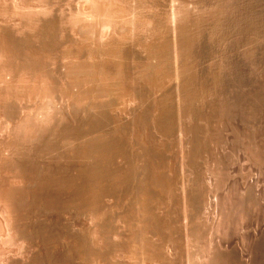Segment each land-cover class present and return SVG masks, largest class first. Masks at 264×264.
Returning <instances> with one entry per match:
<instances>
[{
	"label": "rangeland",
	"instance_id": "rangeland-1",
	"mask_svg": "<svg viewBox=\"0 0 264 264\" xmlns=\"http://www.w3.org/2000/svg\"><path fill=\"white\" fill-rule=\"evenodd\" d=\"M56 1L67 7L74 6L75 3L82 0ZM184 1L190 11V15L192 13L191 16L193 20H196H194L195 22L193 23V20L190 18L191 22L188 20L189 23H186L187 25L185 26L189 28L188 34H191L192 37L196 36L195 38L193 37V40L196 39L194 41L196 44H192L194 45V47L192 46L194 49L192 48V57H190V59L188 58V61L190 62L188 63L190 64V67L193 66L191 70L193 69L192 75L194 74L193 78L195 80L192 79L194 82L191 81L193 84L191 83L192 86L190 84L189 89L191 87L192 89L189 91H194V95H192L193 92L190 93L197 98L195 99L194 97L193 99L195 100L192 101L194 102L192 103L193 111V109L188 106L189 104L191 105V103H185L184 105L182 100L178 101L179 99L177 100V97L180 98L177 96L178 92H176L174 88L171 89V92L173 93L172 104H174L172 106L174 108L177 105L175 107L176 109L174 108L175 110H173L176 113L172 112V117L176 116V119H173L174 117L172 119L174 121L173 123L177 126L182 125V127L185 128L186 126L191 127L192 125V130L194 127L197 129L194 128L195 133H190L189 130L193 132L190 127L185 128V130L188 131L185 134V139L187 140L184 139L183 141L185 142V145L183 142L179 141V138L177 137L178 135H176L177 128L173 133L175 137L173 134H169V136L166 134L164 136V134L157 130V127L150 122L151 118L148 121L150 123L149 127L151 135H153L152 137L154 139H152L150 148L153 149V147L158 148V146H162L158 149L154 148L153 152L150 150L152 152L151 157L153 158H151V162L154 161V159L155 161L157 160L156 162L154 161V163L152 162L155 167H158L156 166L158 164H162L163 167L159 166L161 172L164 168L163 171L165 170L166 174L164 172L163 174H165L166 177L168 175L169 178L173 176L172 178L175 182L173 189L170 191H163V189L152 190L153 196L150 197L152 201L150 200L148 205L151 212H153V217L156 216L155 220L157 222L159 221L157 224L159 230L157 229V232H155L156 230L151 229V231L148 227H145L149 225V222L143 220L144 218H141L142 208L140 204L134 200L138 196L136 185L142 180L143 176L140 175L141 173L139 172L135 175L133 174L130 177L127 186L119 187L117 184H114V181L109 176L108 172L110 170L113 172L116 169H123L124 162L119 157L120 160L115 158L116 156L113 151L112 154V152L105 151V149L103 151L104 154L99 156L100 159L98 165L100 171H105L106 173H102L100 183L98 182L99 185L97 187H100L99 189L105 188L102 192H104V195H108V198L106 199V196L103 197V204L100 205L101 209L99 208V212L101 213H99L98 219L95 217L91 218L94 215H90L86 210H84L85 214L83 212L81 214L77 196H79V193L81 192L80 194L82 195L83 193V197L88 194L86 198L89 199L92 196L90 190L92 185L91 182H89L90 177L88 173L84 172L82 174L81 171H78L79 165L82 164H80L81 161L84 164L89 162V165L90 163L93 164V161L88 158H86L87 160L83 158L79 159V157H81L80 154L83 153L81 150L83 140L77 138L74 129L81 127V125L86 126L85 123L88 122V118L86 119V115L81 109L73 108L72 104L57 106L58 113L56 112L55 115H58L52 120L54 121L52 123L55 128V130H51V132H53L52 134H44V136H42L43 138L40 137V141L39 138H34L31 141H16L13 140V138L8 137L3 140L5 143L0 145V159L3 161L7 160L6 162H3L4 164L2 162L0 163V194H2L4 188L8 189L11 185L9 189H13L16 192L13 191L15 194L12 193V200L17 205H15V209L17 210L16 213L18 212L22 218L21 221L23 220L26 223L25 224L22 221L26 227L29 225L32 226V228L29 226L28 234L31 232L33 235L31 237L33 246L28 247L24 244L26 242L21 239V236L19 237L18 233L12 228L14 220V217H12L13 215L10 213L5 216L0 212V264H157L158 261L156 262L154 260V262L150 260L151 263H149V258L145 255L146 252L141 251V249L138 248L137 245H139V241L138 244L136 242L138 239L136 237L137 233H139L137 235L138 237L142 235L147 241L150 240L149 242H153V245H163V252H166L164 254L169 262L166 261V264H170L171 262L172 264H212L213 262V264H264V165L261 166L257 163L254 155H250L249 153L253 150L251 147L255 146L258 148L255 149V151H261V155L264 157V0H206V3L212 2L214 3L213 5L218 1H222L225 8L227 7L226 9L224 8L221 10V12L218 13L219 16L217 15L213 21V18H207L204 13L205 10L200 8L206 4L205 0ZM203 2L205 4H203ZM176 4H178V0H147L145 5H148V8L145 7V9H148V12L158 10L164 12ZM157 5L159 8H156ZM219 18L220 21L218 20ZM199 19L204 20H202V23H198L200 21ZM209 19L210 21H208ZM214 22L219 24L218 26L216 23L218 26L217 30L215 27L216 25L214 26L215 30L213 29ZM194 27H196L197 30ZM63 28L64 27H61V33L60 31L58 33L60 38L61 34L67 35L70 33L67 31L68 27ZM187 28L186 30H188ZM108 33L106 37L103 38V41L107 40L106 38L108 36H111ZM169 33V38H172L171 40L168 37L167 38L172 43V40H178L175 33L172 31ZM14 35L17 37L21 36L19 33H14ZM197 35L200 40L197 38ZM53 52L46 61V65L49 66V68H52L55 64L54 62L56 60L58 61L60 58L59 49H56ZM104 57L105 59H110L109 57ZM129 58H127V62L128 65L131 66L133 60ZM111 60L115 61V59ZM169 85H172V82H170ZM0 86V88H2L1 83ZM57 94L58 93H55V95ZM113 96L114 95L112 94L111 99ZM173 99L175 102H173ZM15 102L20 103L19 100H16ZM186 104H188L187 108L190 107V109H192L190 112L193 115L189 112L190 109L184 111L186 109ZM188 112L191 114L189 117ZM152 114L153 113H151V115ZM110 116L108 121H111ZM122 116H125L126 118ZM122 116L120 119L123 124H126L127 135H113L112 130H114V124L113 122L107 121L106 125L104 123L100 125L102 128L100 126L98 127L100 131L98 129L93 131V136L98 133H111L112 135L110 134L111 138H109V144H111L110 142L115 141L113 143H116L114 145L116 147L119 142L123 141L127 151H129L128 153H131L136 158L139 153L137 152L139 151V145H136L134 139L135 136L133 135L135 133V127L131 122L130 115L128 116L124 114ZM1 121H4V116L0 114V124H2ZM175 122H178L179 125ZM180 123L182 124L180 125ZM38 124H41L42 126L45 125H43L42 122H39ZM63 127L69 129L74 134L70 136L67 135L68 137L65 136L66 134L62 132ZM14 129L15 126L8 128V134H11V131L13 132ZM97 130L98 132H96ZM91 135L92 134L88 135L87 138L90 139ZM113 136L114 138H112ZM129 136H131V138ZM127 141L130 143L128 144ZM153 142H155V144H153ZM103 145L105 146L104 142ZM181 145L183 147H181ZM72 149L73 151H71ZM75 149L78 150L77 153L74 152ZM105 152L107 153L105 154ZM179 157L181 159L183 157V160ZM139 158L140 157H137V161H134L137 165L141 164ZM178 159H180V161ZM151 162L150 165L152 164ZM184 163L188 165L186 166ZM88 164H86L85 167ZM185 167H187L185 169L186 171L184 170ZM106 174L107 176H105ZM71 178L74 179L72 180ZM85 179L87 180L85 181ZM182 181H184L185 185L181 184L183 183ZM88 182L90 183L89 185ZM195 187L200 189L198 190V197L201 201H199V204L201 205L198 206L201 207H199L198 210H195L193 206H190L193 205L190 196ZM180 188L183 192H181ZM161 190L165 193H162ZM116 193L118 194L117 196ZM128 194L130 195L128 196ZM132 194H135L136 197L134 195L133 198ZM1 201L0 205L4 202ZM108 201L110 202L108 203ZM191 208L193 211H191ZM193 213L195 215L198 213V215L195 216ZM185 214H187V217L189 216L188 221H190V223L188 222V224L191 225L194 230H197L194 231V234L192 233L193 235L191 234L192 236L189 237L190 239L188 238L189 240H187L183 234L184 226L187 223V220H183ZM131 216L134 217L132 218ZM144 222L147 224L143 227V224H145ZM8 225L9 227L7 228L10 229L11 227V231L7 230L6 226ZM144 228H148L149 230H145ZM43 230L44 234L47 236L43 234ZM94 230H96V233ZM24 231L27 233L26 230ZM45 231H49L50 233H46ZM56 231H58V233ZM90 231H93L91 232L92 234ZM79 233L84 235L86 242L88 241V249L86 253L88 256L81 254L83 256L81 257L78 253L79 251L76 250L75 245H73L75 241L78 240V237H75V235L79 236ZM131 233H133L132 236ZM134 233H136L135 237L133 236ZM42 235H44V237ZM50 235H53V238H50ZM131 237L134 238L131 239ZM44 238H48V241L46 240L47 243L42 240ZM191 238H193L194 241ZM168 239H170L169 243L171 242L173 249H169L166 245ZM106 241L108 242L106 243ZM135 243L137 244L136 247ZM95 251L97 252L96 254ZM141 256L144 258L142 257L141 259ZM204 256L209 257L208 263H206L207 258H202ZM211 259L212 261H210Z\"/></svg>",
	"mask_w": 264,
	"mask_h": 264
},
{
	"label": "bare ground",
	"instance_id": "bare-ground-1",
	"mask_svg": "<svg viewBox=\"0 0 264 264\" xmlns=\"http://www.w3.org/2000/svg\"><path fill=\"white\" fill-rule=\"evenodd\" d=\"M146 1L147 0H82V1H78L77 3H75L74 6H67L66 7L64 5H61L56 0H0V83L2 84V88H0V114L2 116H4V121L3 122L1 121L2 124H0V145L4 144L5 142H3V140L8 138V137L13 138V140H16V141L17 140L18 141L19 140H24V141L30 140L31 141L34 138H39V141H40V139H41L40 137L44 136V134L45 135L47 133L52 134L53 132H51V130H53V129L55 130L53 123H52L54 121H52V120H54V118L58 115V114L55 115L56 112L58 111L57 106L72 104L73 108L75 107V108L81 109L83 111V113H85L86 119L88 118V122L85 123L86 126L81 125V127L74 129V132L76 133L77 138H80L83 140L82 147H81V150L83 153L80 154L81 157H79V159L83 158V159L87 160L86 158H88V159H92V161H93L92 162L93 164L90 163V165L88 164L89 162L86 163V164H88L86 167H85L86 164H84L82 161L80 162V164L81 163L82 164L79 165L78 171H81L82 174L84 172L88 173V175L90 177L89 182H91V185H92L91 189H90L91 193H92V194L91 193L90 194L92 196L90 195L91 197L89 196L90 197V198L88 197L89 199L86 198L88 196V194H87V196L83 197V193H82V195L80 194L81 192L79 193V196H77L78 197L77 199L79 200V204H80V205L79 204L78 205H79V209H80L81 214H82V212L85 214L84 210H86L87 213L89 212L90 215H94L93 217L90 216L91 218L95 217L96 219H98V215H99V213H101V212H99V208H100V205L103 204V202H102V200L104 199L103 197L106 196L105 198L106 199L108 198L107 197L108 195H104L103 194L104 192H102V190H104L105 188L99 189L100 187L99 188L97 187L100 183L102 173L105 172V171L101 172L99 169L100 167L98 165V161L100 159L99 156L104 154L103 151L105 149V151L106 150L110 151V152L113 151L115 153V156H116L115 158L119 157L124 162V168L123 169H116L113 172L110 170L111 172L110 171L108 172L109 176L113 179L114 184H117V186H119V187L127 186L129 179L133 174L135 175L136 173L139 172V173H141L140 175L143 176L142 180L136 185V190H137L138 196L136 197V195L134 194L136 197L134 200H135V202L139 203L141 208H142V210H141L142 217L141 218L142 219L144 218L143 220H147L149 222L148 223L149 225H147V226H145L147 223L144 222L145 224H143V227L144 226L148 227L150 230L151 229L156 230L155 232H157V229L159 228V226H157V224L159 221L157 222L155 220L156 216L153 217V215H152L153 212H151L150 207L148 205L150 203L149 201L151 200L150 197L153 196L152 190L153 189H157V190L163 189V191H165V190L170 191L171 189H173L175 182L172 178L173 176L169 178L167 175V177H166V175H165L166 172H165V170L163 171L164 168L162 169V172H161L159 166H162V164L159 165L158 163H156V164H158V165H156L158 167H155L153 164L155 159H154V161H152L153 163L151 162V160L153 159L151 157V155H152L153 149L155 147H153V149L150 148L151 143H152V139H153V137H152L153 135H151V131H150V127H149L150 123L148 121L151 118L150 122H152L157 127V130L161 131L164 134V136L166 134L168 136H169V134H173L177 128L176 135H178L177 137L179 138V141L180 142L184 141L185 134H186V132H188L185 130V128H189L190 126L188 125L189 127L186 126L185 128H183L181 125L182 123H180L181 126H177L176 124L173 123L174 122L173 119H176L175 118L176 116H173L174 117L173 118L172 112L176 113L173 110L176 109L175 107L177 105L174 107L175 109L172 106L174 104H172L173 93L171 92V89L174 88L175 91L178 92L177 96L180 97V98L177 97V100L179 99L178 101L182 100L184 105H185V103H191V105L186 104V107H185L186 109L184 111H186L187 109H190V107L192 108V103H194L192 101L195 100L197 97L192 96V95H194V91H192L193 92L192 95H191L192 92L189 91L190 89H192V87L189 89L190 84L191 83L193 84V82L195 80L193 78L194 74L192 75L193 69L191 70V68L193 66L191 65L192 67H190V64H189L190 62L188 61V58L190 59V57H192L191 51H192V48L194 47V45H192V44L194 43V41L196 39L193 40L194 36L192 37L191 34H188L189 28H187L185 26V25H187L186 23H189L188 20H190V18L193 20V18L191 16L192 13L190 15V11L188 10V7H187L184 0H178V4L171 6L167 11L165 10L164 12H162L160 10L154 11V12H148V9H145V7L148 8V5H145ZM222 1H220V2L218 1L217 2L218 4L215 3V5H213L214 3H212V2L206 3L207 1L205 0L206 4L203 2V4H205V5L202 4L203 7L200 5L201 6L200 8H202V10L204 9L205 10L204 13L206 14V17L207 18H213L212 19V21H213L214 18L217 17L218 13L221 12V10H223L225 8L224 4H222ZM227 3H228V1H227ZM156 8H159L158 5ZM152 10H153V8H152ZM154 10H155V6H154ZM163 10H164V8H163ZM179 16H182V17H179ZM198 18H200V17H198ZM207 18H206V20H207ZM196 19H197V17H196ZM204 19H199L200 21L199 22L197 21V22L202 23V20H204ZM194 20L192 21L193 23L196 21V20L195 21ZM218 20L220 21V18ZM208 21H210V19ZM190 22H191V20H190ZM216 23L214 25L213 24L212 25H213V29L216 27V30H217V27L219 26V24H218L219 22L217 23L218 26L216 25ZM203 24H204V21H203ZM245 25H247V24H245ZM61 27H64V28L68 27L69 30L67 29V31H69L70 33L67 35L61 34V38H60L58 33L61 30ZM185 27L188 30H186ZM194 28L197 30L196 27H194ZM13 30H15V31H13ZM201 30H202V28H201ZM171 31L177 35L176 38L178 37V40L175 38H174L175 40H172L173 43L170 41L172 37L169 38L170 36L168 35V34H170L169 32H171ZM198 31H199V29H198ZM249 31H250V29H249ZM14 33H19L21 36L17 37L16 35H14ZM60 33H61V31H60ZM64 33L66 34L65 31H64ZM107 33L111 36L110 37L108 36L106 38L107 40L103 41L104 40L103 38L106 37ZM255 36H253V37H255ZM197 38H199V36ZM199 40H200V38H199ZM194 44H196V43H194ZM56 49L57 50L59 49V51H60V55H59L60 60L59 59H58V61L56 60L54 62L55 63L54 66L52 68H49V66L46 65V61H47L48 57L50 56V54H52V52L55 51ZM104 56H106V58L109 57L110 59H105ZM129 57H131V58H129ZM127 58L133 60L131 63V66L128 65ZM111 59H115V61H113ZM191 81H193V82H191ZM170 82H172V85H169ZM192 84H191V86H192ZM168 86H170V87H168ZM55 93H58V94L55 95ZM112 94L114 96L111 99ZM196 96H198V95H196ZM194 97H195V99H193ZM175 98H176V95H175ZM16 100H19L20 103L15 102ZM173 102H175V100ZM15 103H17L19 105L15 104ZM187 105L190 107L187 108L188 107ZM192 109H190L189 112L192 111ZM221 109H223V108H221ZM193 111H194V109H193ZM189 112H188V114H189ZM151 113H153V114L151 115ZM110 114H111V116H110ZM124 114L128 115V116L130 115L129 117H131V122H132L133 126L135 127V129H134L135 133L134 134L132 133V134L135 136L134 139H135L136 145L137 146L139 145V151H137L139 153H138V155L137 154L136 155H137V157H140L139 158L140 159L139 161H141V164L139 163L140 165H137L136 163H134V161L135 162L137 161L136 160L137 157L135 158V156H133L131 153L130 154L128 153L129 151H127L126 146L123 143V141L119 142L116 145V147L114 146L116 143L115 144L113 143L115 141H112V142H110L111 144H109V138H111L110 136L112 135L111 133H110L111 134L110 135L108 133H101L102 132L101 131L100 132L101 134L98 133L97 135L93 136V134H94L93 131H95L96 129L99 130L98 127L100 125H102L103 123L106 125V122L109 120L108 119L109 116H110L111 121H108V122H113V124H114L113 125L114 130H112L113 135H115V134H116V136H117V134L122 135V136L127 135L126 134V130H127L126 124H123L121 122V119H120V117ZM191 114H189L188 117ZM122 117H125V116H122ZM39 122H42V124L43 125L45 124V125L42 126L41 124H38ZM180 122H181V120H180ZM175 123H178V122H175ZM12 124H13V126H15V129L13 130V132L11 131V134L10 133L8 134V132H9L8 128L13 127ZM9 125H11V126H9ZM178 125H179V123H178ZM100 127L102 128V126H100ZM191 127H192V125H191ZM191 127H190V129H191ZM194 128H193V130L191 129L193 132H191L188 129L189 132L195 133ZM195 129H197V128H195ZM68 130L69 129H67V128H64V127L62 128V132H64L66 134L65 136H67V135L70 136V135L74 134L72 131H70V130L68 131ZM98 130L96 132H98ZM90 134H92V135H91L90 139H88L87 136ZM163 134H162V136H163ZM108 135H109V137H108ZM173 136H174V134H173ZM129 137L131 138V136H129ZM112 138H114V136ZM185 140H187V139H185ZM200 141H202V140H200ZM78 142H79V140H78ZM103 142H104L105 146L103 145ZM129 143L130 142H128V144ZM183 143L185 144V142H183ZM153 144H155V142H153ZM160 144H162V143H160ZM159 147L161 148L162 146H158V148ZM181 147H183V146L181 145ZM249 147H251V146H249ZM72 148H73V146H72ZM158 148H155V149H158ZM203 148H205V147H203ZM251 148H253V150L251 149L252 151L249 152L250 155H254L255 160L261 166L264 165V157L261 155V151H259V150H258V152L255 151V149H258L255 146L251 147ZM150 150H152V152ZM178 150H179V148H178ZM71 151H73V149ZM77 151L78 150L75 149L74 152L77 153ZM248 151H249V149H248ZM113 152H112V154H113ZM194 152H195V150H194ZM259 152H260V154H259ZM106 153L107 152H105V154ZM158 153H156V154H158ZM102 157H104V156H102ZM159 158H160V156H159ZM180 159H178V160L180 161ZM181 160H183V157ZM6 161H3L2 159H0V163L6 162ZM106 162H107V160H106ZM150 162L153 164V165L151 164L152 167L150 165ZM182 162H185V161H182ZM100 164H101V162H100ZM186 168L187 167H185L184 170ZM163 172L165 174H163ZM182 173H183V170H182ZM107 174L105 176H107ZM66 179H68V178H66ZM57 180H59V179H57ZM81 180H83V179H81ZM86 180L87 179H85V181ZM198 180H199V178H198ZM89 182H88V185L90 184ZM182 182L183 183H181V184L185 185L184 181H182ZM65 183H66V181H65ZM68 183H70V182H68ZM10 186H9V188H10ZM193 186H195V185H193ZM196 186H198V185H196ZM6 187H8V186H6ZM9 188L8 189L4 188L2 194H0V197H1L0 201L1 200H2L1 202L4 201L0 205V212L2 215H5V216H6V214L8 215L10 213L13 215L12 217H14V220L12 223V228L18 233L19 237L21 236V239H23L26 242V243H24L25 245H27L28 247L33 246L32 245L33 242L31 240V237L33 235L31 232L28 234V232H29L28 228H29V226L32 228V226L29 225L28 227H26L25 226L26 223L23 220L22 221L25 224L22 223V221H21L22 218L20 217L18 212L16 213V211H17L15 209L16 203L12 200V195H13L12 193H14L15 191L13 189H9ZM108 188H110V187H108ZM195 188H193V192H191L192 194L189 192L191 194L190 199H191L192 204H193L190 206L191 207L193 206V208L195 210H198V208L201 207V206H198V205H201V204H199L200 200L198 197L199 196L198 190H200V189H198V188L195 189ZM25 189H23V190H25ZM136 190H135V192H136ZM180 190H181V188H180ZM84 191H82V192H84ZM163 191H162V193H165ZM181 192H183V191L181 190ZM117 195L118 194L116 193V196ZM129 195L130 194H128V196ZM134 195H133V198H134ZM74 196H76V195H74ZM109 198H110V196H109ZM184 199H186V198H184ZM200 199H202V198H200ZM134 200H133V202H134ZM191 201H190V203H191ZM109 202L110 201H108V203ZM104 204H107V203H104ZM45 207H46V205H45ZM136 208H138V207H136ZM77 210H78V208H77ZM128 210H129V208H128ZM105 211H107V210H105ZM191 211H193L192 208H191ZM126 213H127V211H126ZM194 213H195V211H194ZM186 215L187 214H185V216L183 217V220H187V223L185 221V223H186L185 226L183 224V226H184V233L183 234H184V237L187 240H189L190 239L189 237L192 236L195 233L194 231H197V230H194V228L188 224V222L190 223V221H188L189 216L187 217ZM190 215H192V214H190ZM197 215H198V213H197ZM197 215H195V216H197ZM136 216H138V215H136ZM101 217H102V215H101ZM191 217H193V216H191ZM86 218H87V216H86ZM141 218H140V220L143 222V220ZM132 220H134V219H132ZM89 221H91V220H89ZM79 222H83V221H79ZM142 222H141V224H142ZM159 224H161V223H159ZM44 226H46V225H44ZM7 227H9V225L6 226V228ZM110 227H111V225H110ZM94 228H92V229H94ZM148 228H146V229L144 228V229L147 230ZM171 228H173V227H171ZM10 229H11V227H10ZM10 229L7 228L8 231ZM24 230H26L27 233ZM52 230H54V229H52ZM132 230H134V229H132ZM49 231H47V232H49ZM80 231H81V229H80ZM40 232H42V231H40ZM56 232L58 233V231H56ZM91 232H93V231H90V233ZM94 232L96 233V230H94ZM34 234H36V233H34ZM43 234H44V230H43ZM132 234L133 233H131V236H132ZM138 234L139 233H137V235ZM44 235H46V234H44ZM44 235H42V236L44 237ZM82 235L83 234H81V233H79V236L75 235V237H78L77 238L78 240H76L73 245H75L76 250L79 251L78 252L79 255H81V254L87 255L86 253H87V249H88L87 248L88 247L87 246L88 241L86 242V239H84V235L83 236ZM86 235H88V234H86ZM93 235H94V233H93ZM135 235H136V233H134L133 236L135 237ZM137 235H136V237L139 240L137 239L136 242L138 244V241H139V245H137L135 243V247L137 245L138 248L141 249V251L146 252L145 255L148 256V258H149L148 262L149 263H151L150 260H152V262L158 261L157 264L158 263L159 264H166V261L168 262V259H166L165 254H164L166 252H163L164 248H162V246H163L162 244L161 245H159V244L153 245L152 244L153 242H149L150 240L147 241L146 238L143 237L142 235H140V236L143 239L140 236L138 237ZM52 236L53 235H50V238H53ZM85 237H87V236H85ZM114 237H112V238H114ZM134 237H131V239H133ZM64 238H66V237H64ZM47 239L48 238H44L42 240L45 243H47V241H48ZM191 239H193V238H191ZM121 240H123V239H121ZM125 240H126V238H125ZM49 241H51V240H49ZM163 241H164V239H163ZM169 241H170V239H168V241H166L167 242L166 245L169 247V249L170 248L173 249V246H172L171 242L169 243ZM193 241H194V239H193ZM107 242L108 241H106V243ZM133 242H134V240H133ZM70 246H71V244H70ZM89 250H90V248H89ZM96 253L97 252L95 251V254ZM70 254H71V252H70ZM82 255H81V257H83ZM125 255H126V253H125ZM205 255H206V253H205ZM208 256H209V254H208ZM142 257L143 256H141V259H142ZM89 258H90V256H89ZM202 258H207L206 259L207 262L204 259L203 260L206 263H208L209 257L204 256ZM73 259H75V258H73ZM145 260H143V261H145ZM210 261H212V259ZM170 264H172V262Z\"/></svg>",
	"mask_w": 264,
	"mask_h": 264
}]
</instances>
